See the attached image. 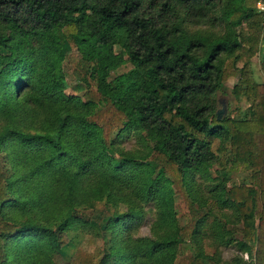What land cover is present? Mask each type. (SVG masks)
<instances>
[{
    "label": "trees",
    "instance_id": "16d2710c",
    "mask_svg": "<svg viewBox=\"0 0 264 264\" xmlns=\"http://www.w3.org/2000/svg\"><path fill=\"white\" fill-rule=\"evenodd\" d=\"M255 2L0 0V264H58L71 231L70 264H264Z\"/></svg>",
    "mask_w": 264,
    "mask_h": 264
},
{
    "label": "rangeland",
    "instance_id": "374dc122",
    "mask_svg": "<svg viewBox=\"0 0 264 264\" xmlns=\"http://www.w3.org/2000/svg\"><path fill=\"white\" fill-rule=\"evenodd\" d=\"M239 33L242 35L245 34V26L244 25L239 27ZM253 68H254L255 79L260 81L259 78L262 77V72H261L260 67H259L258 57L253 58ZM234 82L235 81L233 78H230L229 80H227L225 82L224 89L221 90L217 95V99H218L217 108L223 114H228V115H231L232 117H237L238 115L241 116L245 112H247L248 102L244 96L238 97L233 93L232 86H233ZM67 91L74 92V93L77 92V90L74 91V88H71V87H69L67 89ZM79 92H81V91H79ZM122 145L126 146L127 148L135 147V141L133 138L125 139L122 142ZM243 177H244V174H242L241 172L240 173H238V172L232 173L231 176H229L227 179V185L230 186L232 184H236V183L240 182L243 179ZM97 208H98L97 211L99 212L102 208V205H98ZM97 211L94 212V216L99 215L97 213ZM227 213H230V211H227ZM209 216L210 217H213V216L218 217L217 208L213 209L211 212V215H209ZM152 219H153V216H152V213L150 212L145 217L143 223H141V225L135 229L133 234L135 236L149 235L150 224H151ZM96 228H97V226H96ZM87 232L95 234L96 230L90 227L87 229ZM66 235L68 237L69 243L64 248L62 255L57 257V263L58 264H70L68 262V259H69L70 255L74 252L77 244L82 239V234H80V232L71 231L69 233L67 232ZM237 235H238V233H237ZM189 244L191 245L192 243H187V242L183 243V244H181V248H183L184 246H189ZM203 245H204V249L206 252L214 251V248L212 246H210L211 244L207 238H204ZM218 250L221 252L220 256H221V259H223V260H230L235 255H238V250H237V247L235 246V244H230L229 246L218 245ZM242 256H243V254H242ZM244 260L249 261V257L247 259L244 258Z\"/></svg>",
    "mask_w": 264,
    "mask_h": 264
},
{
    "label": "built area",
    "instance_id": "2783aa9c",
    "mask_svg": "<svg viewBox=\"0 0 264 264\" xmlns=\"http://www.w3.org/2000/svg\"><path fill=\"white\" fill-rule=\"evenodd\" d=\"M255 8L258 12H261L264 16V0H256ZM243 257L247 259L248 255L245 253L243 254Z\"/></svg>",
    "mask_w": 264,
    "mask_h": 264
},
{
    "label": "crops",
    "instance_id": "0c3cea01",
    "mask_svg": "<svg viewBox=\"0 0 264 264\" xmlns=\"http://www.w3.org/2000/svg\"><path fill=\"white\" fill-rule=\"evenodd\" d=\"M260 81L264 80V75L262 74V77L259 78ZM245 254V253H244ZM247 254V253H246Z\"/></svg>",
    "mask_w": 264,
    "mask_h": 264
}]
</instances>
